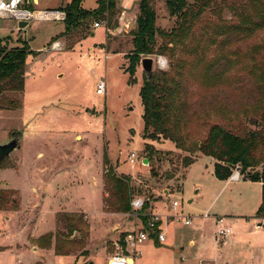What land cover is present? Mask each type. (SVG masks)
<instances>
[{
	"label": "rangeland",
	"instance_id": "374dc122",
	"mask_svg": "<svg viewBox=\"0 0 264 264\" xmlns=\"http://www.w3.org/2000/svg\"><path fill=\"white\" fill-rule=\"evenodd\" d=\"M69 1L31 0L29 9L64 11ZM98 1L84 0L81 7L95 10ZM114 1L116 11L124 2L128 6L124 21H115L116 13L109 30L93 29V23H86L63 34L64 21L32 20L24 29H17L12 20L0 21L2 47L9 50L28 44L32 51L26 61L23 92L2 94L18 106L11 109L0 104V144L17 137L21 141L0 166V189L8 184L19 192L16 196L25 209L39 207L38 216L37 210L15 215L22 212L20 206L16 211H0V264H111L109 256L114 244L132 229L135 221L129 213L104 208L103 178L108 172L129 179L132 198L150 200L148 208L141 212L148 218L153 209L163 216L173 214V202L178 203L176 212L191 218V225L200 222L205 214L212 218L215 211L223 216L249 215L238 209L239 196L245 195L238 190V183L219 190L209 181L211 166L199 171L197 166H203L206 159L199 151L183 152L168 140L143 139L139 98L143 72L139 64L135 84H129L125 57L132 51L131 32L136 29L139 0ZM152 8L158 29L170 32L176 27L177 19L168 14L165 0H154ZM236 21L227 9L213 13L211 7L207 8L194 25L192 37L184 40V49L174 46L170 58L150 56L153 71H169L179 59L183 61L182 68L176 70L179 77L175 73L172 78L175 83L171 85V108L173 117L181 122L180 131L188 136L187 144L202 140L214 124L237 132L262 127L258 117H264V93L258 89L250 69L252 61L264 66V52L252 55L253 49L264 46V30L246 38L223 35L218 29L219 25ZM157 41L160 43L159 38ZM101 79L106 88L103 95H97L96 83ZM146 143L155 151L149 167L144 166V160L151 158L144 149ZM37 153L42 157L37 158ZM131 153L137 155L133 165L128 162ZM188 156L197 157L196 168L185 173L182 160ZM150 169L156 177L151 176ZM236 170L243 179L253 172H264V165L241 174L242 166L236 164L231 173ZM196 189L199 192L194 195ZM101 195L105 215L101 213ZM190 200L193 201L188 203ZM62 213L82 216V226L86 228L83 247L79 233L62 239L57 236L66 233L57 217ZM26 225L31 231H22ZM191 225L170 223L165 231L167 240L176 232L192 229ZM32 228L40 232L35 238ZM201 235L204 242L210 238L208 224ZM56 242L60 246L58 254ZM168 245L166 242L160 248L168 249ZM145 257L148 261L144 258L140 264H179L178 257L171 253L158 254L153 261L151 255Z\"/></svg>",
	"mask_w": 264,
	"mask_h": 264
},
{
	"label": "trees",
	"instance_id": "16d2710c",
	"mask_svg": "<svg viewBox=\"0 0 264 264\" xmlns=\"http://www.w3.org/2000/svg\"><path fill=\"white\" fill-rule=\"evenodd\" d=\"M83 1L70 0L64 7L66 18L63 34H68L86 23L98 21L106 10L112 25L113 18L117 13L114 0H111L108 5L99 0L98 8L92 11L84 10L81 7ZM153 1L139 0L138 3L136 29L131 32L132 51L125 55L128 60L126 72L129 75V84H135L134 74L143 58L160 55L170 58L174 46L179 45L184 49V40L192 37L194 25L207 8L211 7L213 13L227 9L235 16L236 23H224L218 26L223 35L232 33L252 38L258 31L264 30V0H244V3H228L227 0H165L168 14L177 19L176 27L170 32H164L155 26L156 17L152 8ZM157 38L160 39V43H158ZM170 45L171 47H169ZM253 50L252 55H258L261 51L264 52V46ZM31 54L32 51L28 44H22L19 48L9 50L0 45V104L11 109L17 108V103L7 101L2 94L7 91L23 92L26 61ZM182 64L183 61L179 59L169 71H152L148 79L143 75V84L139 90V98L143 108V139L152 142L168 140L174 144L176 149L183 152L194 153L195 150L199 151L202 155L215 161L214 176L221 181L230 177L232 167L236 164L242 166L241 174L246 173L249 168L253 170L264 165L263 116L258 117L262 124L259 129L237 132L214 124L210 126L202 140L194 144L193 142L186 143L188 136L180 131L181 122L173 117L171 108V106L173 107L171 85L175 83L172 78L179 77L180 74L176 73V70L182 68ZM175 73L176 75L173 76ZM250 73L256 77L258 89L264 93V66L252 61ZM256 120L253 122L255 123ZM144 149L151 157L144 160V166L149 167L155 151L152 145L148 143L145 144ZM194 160L195 157H184L182 160L184 170ZM150 173L153 177L157 176L153 169H150ZM243 180L264 182V172H253L251 175L243 177ZM131 192L129 179L116 177L110 172L104 176L103 202L105 209H110L113 213H130ZM149 203V199L145 200L141 212L148 208ZM19 204L20 199L16 196L15 191L0 189V211H16ZM57 217L62 220L66 231L64 234L57 233V236L62 239L70 237L75 232L79 233L81 235L79 244L83 247L86 228L82 226V216L62 213ZM256 218L264 219V187L262 202L256 213ZM141 221L146 226L148 217L141 215ZM124 234L119 240L124 237ZM59 250L60 246L56 242V254L60 253Z\"/></svg>",
	"mask_w": 264,
	"mask_h": 264
},
{
	"label": "crops",
	"instance_id": "0c3cea01",
	"mask_svg": "<svg viewBox=\"0 0 264 264\" xmlns=\"http://www.w3.org/2000/svg\"><path fill=\"white\" fill-rule=\"evenodd\" d=\"M93 36L94 34L91 33L90 37ZM41 155L42 154L37 153L36 157L39 158V156ZM204 157L206 159L204 160L203 166L202 165L197 166L199 171H203V170L205 171L208 165L211 166L210 172L208 171V174H210L209 181L214 185V187H219V190H223L231 183H238L239 184L238 190L240 191L242 190L245 193L244 196H239L240 205L238 209L239 211H248L249 215L223 216L222 212L215 211L213 213L214 216L212 218H207V219L202 218V220L200 219V222H198L196 225L195 224L191 225L192 227L194 226L192 229L182 232V234H178L176 232L175 236L171 237V239L169 240H167L166 238L165 231L167 230V227L171 222L170 221H168L167 223L161 222L160 229L164 231L165 234L164 242L159 243L155 237H152L149 241L145 243V245L147 246L145 247L144 245L142 247V257L137 261L136 264H140L143 261V259L146 258L145 257L146 255L149 256L151 255L152 257L150 258L153 261L155 258L154 256L157 257L158 254L160 255V254H168V253H171L173 257H178L177 262L179 264H191L193 262L195 263L197 262L198 264H264V219L256 218V213L262 202L264 182H252L243 179L233 182L230 181L229 178L225 181L218 180L214 176L215 161L210 157H206V156ZM195 165H196V160L193 162V164H191L188 168L184 170L185 173L187 170L189 171L192 170V168ZM195 168L196 167H194L193 170H195ZM3 185L5 189L18 192L15 189L10 188L8 184H3ZM196 190L199 192L198 189ZM166 192L167 190L164 193ZM43 197L44 195H41L40 199H42ZM100 199H101V206H100L101 213L105 215L104 211L102 210V195L100 196ZM216 199L217 197L214 198V200ZM214 200L211 202L210 208L214 206L213 205ZM19 206L21 207L22 212L21 213L15 212V215L24 214L25 212H27L26 214H28V212L31 210H37L36 216H38L39 207H35V208L27 207V209H25L23 204L21 205L19 204ZM152 212L153 213L151 215L154 214L161 218L167 216V215L163 216L157 213V211H155L154 209ZM223 217L226 218L225 221ZM243 218H245V220H242ZM216 219H222L223 223L226 224L225 227H227L230 230V234L225 238L222 239L216 238V232H215ZM5 220L8 221L7 217L5 218ZM206 220H210V222L209 223L206 222L204 224ZM207 224L211 227V236L206 242H204L203 237L201 235V231L203 227L206 226ZM34 225L32 226L33 228L35 227ZM33 228L31 234L34 237L37 236V234L40 232H37L36 229L34 231ZM28 230L31 231L29 227L27 229V225H26L25 227H23L22 231L27 232ZM166 242L169 245H171V247L168 245L169 247L168 249H172L175 256L170 250L160 248V246ZM93 251H90V253H92ZM16 255L17 257H20L21 254H16Z\"/></svg>",
	"mask_w": 264,
	"mask_h": 264
},
{
	"label": "built area",
	"instance_id": "2783aa9c",
	"mask_svg": "<svg viewBox=\"0 0 264 264\" xmlns=\"http://www.w3.org/2000/svg\"><path fill=\"white\" fill-rule=\"evenodd\" d=\"M101 2L108 5L111 0H100ZM31 0H0V21L1 20H12L17 25L19 23H26L28 26L29 22L32 20H42V21H65V12L59 9L56 10H45V11H33L29 9ZM128 2L122 4L121 9H118L115 21H124V16L126 14V9ZM26 26V27H27ZM112 25L109 21L108 11L103 14V16L93 23V29L100 27L109 30ZM124 28H128V25L123 23ZM18 29V28H17ZM58 43L53 45V48H57ZM108 57L105 56V59ZM161 68L163 66L160 64ZM106 83L103 79L96 83V94L103 95L105 92ZM129 164H135L137 162V155L131 153L128 156ZM241 179L239 172L236 170L231 173L229 180L238 181ZM144 199L141 197H134L130 200V213L131 217L134 219L135 224L130 231L125 232L124 237L114 244V250L109 256L111 264H136L137 261L142 257V247L149 241L152 236L156 238L159 243H163L165 240L164 231L160 229L161 222L175 223L176 225L189 226L191 225V218L184 216L179 212H176L178 208V203L173 202L171 209L174 211L173 214L161 217L157 215H150L148 218L147 225L145 226L141 221V210L144 206ZM203 219L209 218L208 215H203ZM215 232L216 238L222 239L230 234V230L225 227L222 219L215 220Z\"/></svg>",
	"mask_w": 264,
	"mask_h": 264
},
{
	"label": "water",
	"instance_id": "95a60500",
	"mask_svg": "<svg viewBox=\"0 0 264 264\" xmlns=\"http://www.w3.org/2000/svg\"><path fill=\"white\" fill-rule=\"evenodd\" d=\"M26 23L22 22L17 25L18 29H24L26 27ZM140 67L143 72V75L146 79H148L153 71V60L151 58H143L140 61ZM20 137L12 138L9 141L0 144V164L4 159H8L12 152L19 148ZM202 147V145H200ZM197 190L194 194H197ZM191 201H188L190 203ZM260 226V225H259ZM88 264H92L89 262Z\"/></svg>",
	"mask_w": 264,
	"mask_h": 264
}]
</instances>
